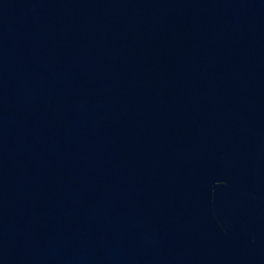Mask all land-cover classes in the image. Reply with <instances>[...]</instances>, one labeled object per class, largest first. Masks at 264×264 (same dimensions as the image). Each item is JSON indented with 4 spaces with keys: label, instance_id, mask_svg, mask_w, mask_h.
Returning a JSON list of instances; mask_svg holds the SVG:
<instances>
[{
    "label": "water",
    "instance_id": "95a60500",
    "mask_svg": "<svg viewBox=\"0 0 264 264\" xmlns=\"http://www.w3.org/2000/svg\"><path fill=\"white\" fill-rule=\"evenodd\" d=\"M0 264H264V0H0Z\"/></svg>",
    "mask_w": 264,
    "mask_h": 264
}]
</instances>
